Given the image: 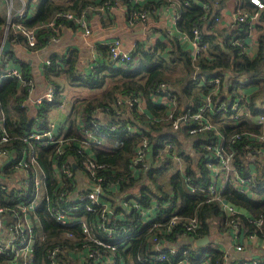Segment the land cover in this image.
<instances>
[{
    "label": "built area",
    "instance_id": "1",
    "mask_svg": "<svg viewBox=\"0 0 264 264\" xmlns=\"http://www.w3.org/2000/svg\"><path fill=\"white\" fill-rule=\"evenodd\" d=\"M116 1V0H115ZM189 1L186 0L185 4ZM253 6V12H245L240 9V5L234 7L233 21L236 24L250 23L254 24L264 10V0H246ZM12 0H9V11L6 23V29L11 28L14 35H19L23 41L25 50L32 55L41 51L50 49L49 47L58 41L55 34L51 35L48 43L42 47H37V32L35 29L27 27L25 24L26 12L24 10L25 0H20L21 8L15 12L12 11ZM106 7L113 5H105ZM201 8L204 16L212 12L210 4L202 2ZM215 8L219 7L215 5ZM133 23L143 24L148 18L146 11L131 13ZM85 16H75L72 12H58L55 20H58L59 26H65L66 23L74 22L77 26L83 27L86 34L89 33L86 26ZM177 19V13L173 15V22ZM213 22L219 21V16L212 19ZM129 22L132 23L129 19ZM56 23L51 21L45 25L55 30ZM175 30L176 27H175ZM174 30V31H175ZM251 30V29H250ZM249 30V31H250ZM56 31V30H55ZM192 38L182 34L181 39L191 47V57L196 59L202 54H206L208 45L202 39V32L198 25L192 30ZM15 43H20L15 41ZM231 47H239L246 55V47L243 39L232 37L229 39ZM49 46V47H48ZM135 47V46H134ZM123 51L120 48V40L115 38L107 48V63L116 68H128L132 61V51ZM152 46L147 45L146 53L153 52ZM51 54L43 56L40 60L39 71L44 84V91L36 96L29 97L32 84L23 77L21 69L11 62V55L1 58L2 68L0 69V85L7 78H14L17 84L23 86L26 92V98L18 101L17 107L25 110L28 106L34 105L40 107L43 104H52L56 99L62 98L58 87L54 84L51 77L47 76L46 69L51 65ZM60 57V55H57ZM219 79L215 78L209 83L217 87ZM241 83H244L241 81ZM160 94L162 101H167L169 105H174V97L170 92V87L166 84H160L154 92L153 98ZM57 95V96H56ZM244 96H237V99L227 105L221 102L217 105L218 111L230 115L231 120H238L240 116V105ZM61 100V99H60ZM145 102L140 103L137 97L117 95L110 105L118 109L136 110L143 113L142 107ZM60 102L53 107H61ZM172 109V108H171ZM107 109L99 108V111ZM181 114H176L171 121L169 129L171 135L187 133L186 135L205 134L215 132L216 128L210 118L212 111V97L208 95L204 103L198 109L193 111L190 104L186 105ZM243 115H246L245 109H242ZM169 112L167 119L170 118ZM37 118V116H36ZM5 116L0 105V156L12 154L9 153L8 144L11 142L12 135L4 127ZM257 124L261 126L264 132V104L260 107V113L257 117ZM51 124L41 129H27L21 132L20 142L23 146L20 156L13 158L6 163L21 173L20 189L12 197H3L8 203L0 205V256L3 257L0 264H34V252L37 240V229L40 228L38 210L41 204L49 217L59 225L68 226L72 230L67 231L64 236L73 242L72 248L66 246H54L46 253L49 264H62V259H70L71 250L79 248L81 253L79 257L82 264H121L123 258L120 253L128 248L132 235L139 234L141 225H146L153 234L146 239V246L151 253L148 260L138 257L142 264H157L167 261L168 264H194L196 255L193 244L197 237L195 233L201 228L197 216L186 217L177 213L171 214L169 200L161 203V210L166 214L163 223L154 217L153 213L158 211L157 203H150L130 199V196H119L121 188L118 181L104 180L97 176V171L109 168L105 163H99L94 158L93 148H103L106 141L116 138L117 135H128L139 137L133 156L129 161V170L133 174L138 170L141 175L148 173L152 164V154L149 152L151 145L146 137L139 130L138 126H133L126 119H118L106 125L98 119H92L87 123L77 122V128L81 139L73 140L67 137V128L55 134L51 129ZM187 125V131H183V126ZM264 141V138H261ZM77 149L81 155L80 158H66L65 152L71 147ZM203 149L210 153L205 163V170L208 176V182L202 189L191 187L192 191H202L205 196V203H218L221 211L224 213L226 222L225 227L232 230L234 237L243 232L245 237L256 239V236L264 237V216L250 218L243 214L237 208H234L226 200L222 199L221 193L229 181L231 185L239 192L250 193L248 180L234 170L232 165L233 153L228 152L220 140L207 142L203 144ZM51 148L52 151L46 156L51 167L52 178L47 172L39 168L38 156L40 150ZM173 142L166 140L162 143L159 153L155 158L169 156L174 161H181L180 156L173 153ZM264 155V144L252 152L253 158ZM154 158V159H155ZM43 165V164H42ZM76 166V170L73 166ZM78 176L81 179L78 180ZM54 182L52 189L49 183ZM255 187L264 190V181L255 185ZM5 190L4 186L0 188V196ZM158 215V213H157ZM244 215L246 224L242 223L240 217ZM183 226L181 234L173 235L175 242L168 244L165 237L172 233L175 227ZM141 229V228H140ZM74 230V231H73ZM260 232V233H258ZM242 246L239 243L233 245L235 251H240ZM5 257H7L6 260ZM200 262H208L209 255L198 256ZM207 264V263H206ZM239 264H260L259 260L242 261Z\"/></svg>",
    "mask_w": 264,
    "mask_h": 264
},
{
    "label": "trees",
    "instance_id": "2",
    "mask_svg": "<svg viewBox=\"0 0 264 264\" xmlns=\"http://www.w3.org/2000/svg\"><path fill=\"white\" fill-rule=\"evenodd\" d=\"M0 1V3L4 4V0ZM117 1L131 6L132 10L130 8L128 17L132 22L131 13L140 12L137 11L140 6L137 4L131 5L126 0H34V4L28 3L26 8L28 12H31L34 8L36 11L29 19L25 20V24L30 28L38 27L36 31L37 47L40 49L48 43L49 38L54 34V30L45 27V25L51 21L57 23L58 20H55V15L58 12L69 11L77 17L80 15L86 16L90 8L105 7L107 4L114 5ZM138 1H144V6L156 5L158 8L172 5L177 13L175 27L179 34H186L189 38H192L191 30L195 25H198L202 32V39L208 45L206 54L192 59L190 52L182 49L174 39L170 40L174 43V49L167 55L162 56L163 58L146 53V51H143L142 44L136 45V50L133 53V58L135 59L132 65L134 67L133 70L124 71V69L113 68L108 65V72L112 74L111 77L113 79V83L108 90L99 96L74 103L73 110L67 121V137L73 140L81 139L80 131L77 128L79 117L87 123L96 117L94 113L98 108L107 109L102 111V113L105 116H111L113 107L110 108V105L117 94L145 100L144 102L147 104L146 113H136L137 111L134 110L133 113L136 114L131 119H128V122L133 126H139V130L143 132V136L147 138L151 145L149 152L152 154V164L148 173L134 177L129 170V161L138 144L139 137L117 135L116 138H113L117 142L115 147L111 149L93 148L96 161L109 165V168L97 171V176L104 180H119L118 186L121 188V192L125 191L126 188H135L139 183V198L142 201L152 197L157 198L158 201H163L169 199L172 195L171 200L174 204H178L176 205L179 208L178 214L186 217H198L201 228L195 233V237L199 238L208 234L209 225L207 220L210 217H217L222 220L224 216L217 203H204V192L200 190L191 191L189 189L191 186L198 185L200 189L206 186L208 176L203 164L207 159L199 157L198 167L201 171L195 173L191 170L190 164L185 162L184 157L183 171L180 172L176 171L174 166L176 163L169 156L163 158H155V156L159 153L162 143L166 140H171L173 142V151L179 155L181 154L179 139L167 131L171 127L172 118L176 114L186 111L187 104L193 107V111L198 109L203 104L204 99L210 95L212 97L210 118L218 127L224 147L228 152L233 153L232 165L234 170L247 178L249 190L252 193L254 192L253 194L255 195V197H252L250 194L245 195L237 191L228 181L221 193V197L250 218L257 217L260 214L264 216V190L255 187V185L264 181V155L256 158L252 156V152L264 144L261 139L264 138V132L261 126L257 124V117L260 113L257 105L264 104V32H261L259 25H255L254 29L256 28L258 31L256 39L257 50L255 55L249 58L243 53L241 48L231 47L229 39L237 36L244 40L252 28V24L247 22L237 24L241 30L239 29L237 34L232 33L229 37L221 36L225 29L211 24L213 17L219 16L215 5L221 9L234 1L236 2L235 6L240 5V9L248 13L253 12V6L247 3L246 0H192L187 4H185L186 0ZM202 2L210 4L212 8V12L206 16H204L201 8ZM0 10L3 12L5 9L1 8ZM259 19L264 22V10L261 11ZM5 21L6 17L4 15L3 17L0 16V25L4 24ZM69 23L68 26L75 27L76 25L74 22ZM202 26L204 32L202 31ZM7 38L8 40L15 38V41H23L19 35H14L11 28L7 31ZM154 47L156 52L166 48L161 42H156L153 49ZM102 53L107 55L108 48L103 49ZM51 58L52 63L46 69L47 76L64 75L71 84L89 88H99L102 85V78L99 80L79 77L74 68L77 60L75 51L68 50L63 56L57 57L54 55ZM58 61H63L64 66L59 68L56 64ZM21 71L24 79L28 81L29 66L24 65ZM172 72H175V74ZM215 78L219 79L217 87L209 83ZM241 81L244 83H241ZM162 83L170 87V92L174 95L175 103L172 109L168 108L169 115H171L168 119V113L164 110V106L151 102V97H156L152 96V93L154 94L157 87ZM249 85L251 88L245 90L243 95L245 94L246 97L239 103L240 116L238 120H231L229 114L216 109L221 102L229 105L235 97L237 99V96H243L240 91ZM17 89L23 92L17 94ZM23 95V86L18 85L14 78H7L2 81L0 85V105L6 113L3 125L12 135L8 148L14 147L17 151L23 149L19 139L24 126H21V128L15 127L12 120L13 116H15L16 123L22 122V110L16 106V102L23 99ZM159 96L160 94H158ZM60 102V99H56L52 104L42 105L38 114V123H42V127H47L46 116L48 110ZM175 104L178 107H175ZM242 109H245L246 115H243ZM110 123L112 122L105 124L108 125ZM187 129V125L182 128L183 131H187ZM186 134L182 133V135ZM205 135H208L206 138L209 143L216 140L215 135L212 133L207 132ZM110 140L108 139L106 142ZM199 142H203L201 138H199ZM72 146H74L73 143L60 160L70 157H81L77 152L78 150L72 148ZM51 151V148H47L40 150L39 153L44 169L50 178H52L51 167L46 156ZM195 153L200 155L202 150H197ZM165 185H168L171 191H166L164 189ZM53 186L54 182H50L49 188L52 189ZM37 213L41 226L37 229L34 264H49L46 257L48 250L57 245L69 248L74 246L73 242L64 236L67 231L72 229L53 221L42 204ZM240 219L242 223H247L244 215H241ZM165 220L159 219L158 221L163 223ZM225 222L226 218L224 216ZM182 232L183 226L175 227L172 233L165 237V241L168 244H173L175 242L173 235L181 234ZM138 233L137 235H132L133 238L128 248L120 253L125 264H142L138 261V257L148 260L149 256H151L149 249L146 247L149 246L146 243V239L154 233L153 230L151 231L144 225L143 228H139ZM196 248L200 250V247L196 246ZM209 250L210 258L207 264H221V254L214 249ZM197 258L196 256L194 257V259ZM2 259L3 257L0 256V262ZM6 259L7 257L4 260ZM61 262L62 264H69L62 258ZM162 264H168V262L164 261Z\"/></svg>",
    "mask_w": 264,
    "mask_h": 264
},
{
    "label": "crops",
    "instance_id": "3",
    "mask_svg": "<svg viewBox=\"0 0 264 264\" xmlns=\"http://www.w3.org/2000/svg\"><path fill=\"white\" fill-rule=\"evenodd\" d=\"M6 1L8 2V10H9V0H4V4L0 3V9L1 8L5 9L3 10V12L0 10V16L3 17L4 15L6 17L5 23L0 25V60L6 55H11L10 59L13 65L19 67L20 69H23L24 65L29 66L30 73L28 80L31 82L33 88L30 94L27 93V96L33 98L40 95L44 91V84L42 81L41 73L39 71V65L41 58L49 54H51V56L54 55L63 56L65 53H67L68 50L75 51L77 54V60L74 68L76 73L79 75V77L82 79L93 78L99 80L102 78L103 80L102 85L99 88H89L87 86L71 84L64 75L49 76L54 81V84L58 87L59 93L62 97L60 98L62 106L53 107V108L51 107L48 110L46 116V122H47L46 126L51 124L50 125L51 129L55 134H57L59 131L62 130L64 124L67 125L66 128L68 130L67 121L73 110L74 103L76 101H84L99 96L101 94H104L113 83V79L111 77L112 74L108 72L109 69L107 68L109 65L107 63V57H106L107 55H104L102 53V50L107 48L108 44L115 38H118L120 40V48L123 51H129L133 49L134 46L136 47V45L142 43L145 45L146 48L147 45H149L152 46L151 48L153 49V46L156 42H161V44H164L166 48L156 52L154 47L153 52L150 54L151 56H156L159 58H163L162 56L167 55L169 52H171L174 49V43L170 41L171 39H174L182 49L188 50L191 56L192 50L190 45L188 44V42L183 41L181 39L182 34H179L177 30H175V23L173 22L172 18L176 12L174 11L172 5L165 6L163 8H158L156 5L144 6L143 5L144 1H138V0H126V2H129L131 5L137 4L138 6H140V8H138L137 11L147 12L148 18L145 23L143 24L130 23L128 15L131 6L123 2L121 3L120 1H117L113 6H109V7L106 6L105 7L101 6L98 8L93 7L88 10V13H86V16L84 18L86 21V26L84 28H87L89 30L88 34L85 33L83 27H79L77 25H75V27L68 26V23H66L65 26L63 27V26H59V23H56L55 25L56 31L54 30V34L57 36L58 41L52 44L50 47L48 46L50 49L32 55L25 50L23 43L21 42L15 43V38H12L11 40H8L7 38V31L9 29H6V23L8 17L6 11V6H7ZM28 3H31V5H33L34 0H25V6H24V10L26 12L25 20L29 19L36 11V9L34 8V10H32L31 12H28L26 8ZM11 4H12L13 12L21 8L20 0H12ZM235 5L236 2L233 1L227 7L221 8L218 12L219 21L211 22L212 25H216L218 28L225 29L221 35L222 37H229L230 35H232V33L237 34V32H239L238 30L239 29L241 30V28L233 21V11ZM256 24L259 25V27H261V32H264V22L258 19L252 25L251 30L248 32V36L243 40L244 45L246 47V56L249 58H252L257 50L256 39L258 36V31L256 28L254 29ZM37 28L38 27H35L33 29L37 31ZM202 31L204 32L203 26H202ZM5 41H8L10 45L7 53H2V47ZM143 51H146V49H144ZM56 64L58 65L59 68L64 66L63 61H58ZM1 68L2 65L0 61V69ZM133 69L134 67L131 66L130 69H124V71L133 70ZM247 88L249 90L251 88L250 85L246 87L244 90H241L240 94L243 95V93ZM21 92L23 91L17 89V94H20ZM23 96H24L23 98H26L25 90ZM243 96L246 97L245 94ZM235 100L236 97L233 99V101ZM151 102L156 105L164 106V110L166 111V113L169 112L168 108L171 109L174 107V105H169L167 101H162L160 97L157 98L151 97ZM17 103L18 101L16 102V106ZM144 104L145 105L142 107L143 114H145L147 110L146 102ZM261 105L262 104L257 105V108H259V110ZM175 107L178 106L175 104ZM41 108L42 106L40 107V109L39 107L34 105L28 106L25 110L21 111L22 122L16 123V117L13 116V120H12L13 125L15 127L18 126V128L24 126V129L22 131L27 129L45 128L41 126L42 123H38L39 122L38 114ZM180 108L182 109V107ZM53 111L54 113H52ZM133 111H129L125 108L118 109L114 107L112 109V113H111L112 117H111V116H105L104 113L100 112L98 108L94 114H96L95 118L99 119L104 123H108V122L116 121L118 119H126V120L131 119L134 114L139 113L138 111L136 113H133ZM3 113L5 116L6 113L4 109H3ZM79 118L80 120L78 121L85 123V121H83L81 117ZM213 124L216 128V131L215 132L212 131L209 133L215 135L216 137L215 141L220 140L222 143V137L218 132V127L216 126L215 123ZM167 131L170 134V131L169 130ZM174 137L179 139L180 150H181L180 152L182 154L179 155L176 152H173L175 155H178L181 158L180 162L173 160L177 165L176 167V165L174 164L176 171H180V172L183 171L182 169H183V161H184L183 157H184L185 162H188L190 164V168L193 172L195 173L200 172L201 169L198 167L199 157L206 158L208 160L210 156V153L205 151L202 147L205 141H207L206 137H208V135L176 134L174 135ZM199 138H201L203 142H199ZM111 139L112 140L109 139L110 141L106 142V144L103 146L104 149H111L117 145L116 144L117 142H115L116 140H114L113 138ZM10 148H9V153L13 151V155L7 154L4 156H0V188L1 186L5 187V190L0 196V205H5L8 203V201L4 200L3 197H12L13 194L20 189V182L22 176L21 173L17 169L12 168L11 166L7 167L6 163L10 161L13 158V156H20L22 150L17 151L14 147H10ZM197 150H202V153L198 155L197 153H195V151ZM37 158H38L39 168L45 171L44 166L42 165L41 162L40 155ZM205 163L203 164L204 168H205ZM73 169L76 170L75 165L73 166ZM140 175L141 173L138 170L133 171L134 177L137 176L139 177ZM80 179L81 176H78V180ZM191 187L189 188L190 190ZM193 187L198 188V185ZM138 188H139V183L135 188H128V189L126 188V190L122 191V193H120L119 196H123V197L130 196L129 197L130 199L142 201L139 198ZM164 189L166 191H171L168 185H165ZM252 197H255V195L253 194ZM171 198L172 195L167 200L171 202V206L169 207V210L171 211V214H174L178 212L179 208L176 206L178 204L177 203L174 204ZM167 200L158 201L157 198L152 197L145 201L150 203H157L158 201V211L153 213V215L154 217H157L159 220L165 218L166 216L164 211L161 210L160 205L161 203ZM224 216L222 220L217 217H210L207 220V224L209 225L208 228L209 232L207 234L208 242L206 244H198L197 241H199V239H201L203 236L196 238L193 244V248L195 247L194 251L196 255L198 256L209 255V251H210L209 249H214L215 251L221 254V259H220L221 264H239L242 261H252V260H259L260 264H264V237L262 235H258L256 236V239H249L248 237H245L243 232H240L238 233V237L235 238L234 234L232 233V230L225 227ZM143 227L144 225H141L140 228ZM235 243H239L242 246L240 251H235L233 249V245ZM195 244L197 247H200V250L196 248ZM78 250L79 248L75 250L74 249L71 250V253H69V255L72 259H74V262H72L70 259H65L67 263L82 264L79 258L81 256V253L78 252ZM199 252H201L200 255ZM206 263L208 262H200L198 259H194V264H206ZM121 264H125L124 261Z\"/></svg>",
    "mask_w": 264,
    "mask_h": 264
},
{
    "label": "rangeland",
    "instance_id": "4",
    "mask_svg": "<svg viewBox=\"0 0 264 264\" xmlns=\"http://www.w3.org/2000/svg\"><path fill=\"white\" fill-rule=\"evenodd\" d=\"M7 2V1H6ZM6 11H7V14H8V2H7V6H6ZM142 45H143V50L144 49H146V47H145V45L142 43ZM136 47H134V50L132 51V61H131V63L129 64V66H128V68H126V69H130L131 68V66L133 65V63H134V58H133V53H134V51L136 50L135 49ZM116 68V67H115ZM120 69H123V68H120ZM173 74H175V72H172ZM172 76H175V75H172ZM154 94L152 93V96H153ZM173 97H174V95H173ZM140 100V103H142V102H144L145 100H143V99H139ZM52 113H54V111L52 112ZM217 126V125H216ZM63 130L65 131L66 130V127H63ZM250 196H253V194L252 193H250Z\"/></svg>",
    "mask_w": 264,
    "mask_h": 264
},
{
    "label": "water",
    "instance_id": "5",
    "mask_svg": "<svg viewBox=\"0 0 264 264\" xmlns=\"http://www.w3.org/2000/svg\"><path fill=\"white\" fill-rule=\"evenodd\" d=\"M9 45H10L9 42L5 41V43L2 47V53H7L8 49H9ZM207 242H208L207 235H204L201 239H199V241H197L198 244H206Z\"/></svg>",
    "mask_w": 264,
    "mask_h": 264
},
{
    "label": "clouds",
    "instance_id": "6",
    "mask_svg": "<svg viewBox=\"0 0 264 264\" xmlns=\"http://www.w3.org/2000/svg\"><path fill=\"white\" fill-rule=\"evenodd\" d=\"M213 122V121H212Z\"/></svg>",
    "mask_w": 264,
    "mask_h": 264
}]
</instances>
